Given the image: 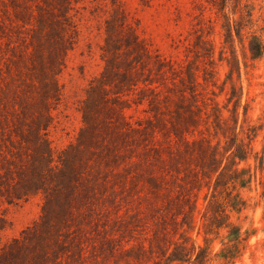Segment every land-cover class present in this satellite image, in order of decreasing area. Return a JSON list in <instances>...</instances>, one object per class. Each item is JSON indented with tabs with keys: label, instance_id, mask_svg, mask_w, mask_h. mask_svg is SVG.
Masks as SVG:
<instances>
[{
	"label": "rangeland",
	"instance_id": "374dc122",
	"mask_svg": "<svg viewBox=\"0 0 264 264\" xmlns=\"http://www.w3.org/2000/svg\"><path fill=\"white\" fill-rule=\"evenodd\" d=\"M223 7V0H0V264H126L114 244L148 247L162 221L163 201L148 179L156 161L121 132L148 127L155 110L169 123L185 89L200 116L193 138H221L222 148L243 126L245 142L264 149V56L249 50L252 33L264 39V0H230L241 39L230 38ZM129 39L141 46L131 49ZM215 101L226 137L214 127ZM162 132L151 146H166ZM250 163L251 183L230 187L247 204L230 214L245 238L233 259L225 257L227 232L206 239L197 213L191 236L207 248L209 264H264V168ZM66 195L75 214L65 224L55 211ZM138 256L131 264L151 263Z\"/></svg>",
	"mask_w": 264,
	"mask_h": 264
},
{
	"label": "trees",
	"instance_id": "16d2710c",
	"mask_svg": "<svg viewBox=\"0 0 264 264\" xmlns=\"http://www.w3.org/2000/svg\"><path fill=\"white\" fill-rule=\"evenodd\" d=\"M223 1L224 7L221 11L227 21L226 30L230 38L234 40V34L240 39L243 38L242 28L238 29V22L232 16L233 12L226 11L229 9L230 0ZM127 42L131 49L141 46L139 42L133 39H129ZM249 50L255 58L264 56V39L252 33L249 38ZM164 69V64L160 63L159 71H164ZM207 73L211 74L209 71ZM127 77L128 81L132 82L134 73L129 71ZM204 79L206 82L212 81L215 84L214 80H209L207 75L204 76ZM227 79L233 83L232 96L237 97L233 73H230ZM182 80L183 78H181ZM188 80L190 87L188 86L187 89H190L192 97H195L198 94L197 86L199 84L197 74L192 70L188 71ZM186 91V89L183 90L169 123H165L159 117L158 110H155V122H149L148 127L138 128L131 124L124 126L128 128L121 132L122 135L127 136L126 140L130 138L141 140L146 146L145 152L153 151L156 161L154 166L159 164L163 171L157 176L154 174L155 168L152 166V172L148 177L151 183L150 192L156 199L163 201V206L160 210L157 209L162 221L157 227L155 235L149 240L148 247L146 242L142 241L129 247H125V244L117 247L114 244L112 248L113 255L123 249L127 256L126 264H131L132 260L139 259L138 253H143L146 259L151 261L150 264H209L210 257L207 248L197 243L191 236V231L198 222L197 213L201 214L200 221L206 239L213 232L220 233L222 230L227 232L226 237L229 238L232 245L229 247L228 254H225L226 258L233 259L235 256L231 254V249L238 248L241 242L245 240L241 227L231 220L230 214L232 211L242 212L246 209V200L241 197L239 192L235 193L230 187H246L247 184L251 183L254 174L251 172L250 159L254 158L260 168L263 169L264 149L261 152L255 151L251 143L245 142L242 135L243 126L239 133L234 130V135L226 140L227 144L222 148L221 138L216 144L204 136L193 138L200 128L198 123L200 116L193 104L185 102ZM156 99L160 100V98ZM241 99L242 92L238 100ZM215 103L213 108L214 127L218 134V130H221L223 136L226 137L221 124L223 113L219 103L216 101ZM154 106L156 107V105ZM207 116L210 119L211 115L207 113ZM119 117L121 118V116H118L117 122L120 125ZM159 127H168V129L162 132L161 129H158ZM158 132H162L163 142L166 143V146L161 149L154 145L151 146V142L160 140L158 139ZM44 154L45 160H48L51 149L47 145L44 146ZM164 154H166L167 159ZM243 162L248 167L243 166ZM168 175L170 178H167ZM170 186L172 189L179 188L175 190V196H171L172 189L169 188ZM202 193L203 203L200 207V195ZM48 211V204L45 203L42 220L48 219L46 214ZM55 214L62 223L74 216L75 209L67 195L63 204L56 209ZM115 263L119 264L117 260Z\"/></svg>",
	"mask_w": 264,
	"mask_h": 264
}]
</instances>
